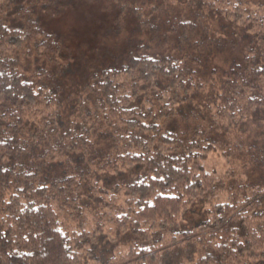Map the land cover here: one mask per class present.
Wrapping results in <instances>:
<instances>
[{"label": "trees", "instance_id": "obj_1", "mask_svg": "<svg viewBox=\"0 0 264 264\" xmlns=\"http://www.w3.org/2000/svg\"><path fill=\"white\" fill-rule=\"evenodd\" d=\"M15 1L0 0V264H264V142L224 140L264 124V2L162 0L227 22L240 59L209 68L233 48L224 35L204 38V60L179 52L197 29L178 10L164 53L124 51L75 92L62 37L10 27ZM212 151L221 175L205 170ZM197 202L204 218L184 230Z\"/></svg>", "mask_w": 264, "mask_h": 264}, {"label": "rangeland", "instance_id": "obj_2", "mask_svg": "<svg viewBox=\"0 0 264 264\" xmlns=\"http://www.w3.org/2000/svg\"><path fill=\"white\" fill-rule=\"evenodd\" d=\"M30 2L34 5H30ZM154 7L160 10L155 12ZM132 8L139 10L141 19L130 11ZM180 9L173 5L163 7L162 0H18L8 14L7 24L10 27H23L24 21L28 20L33 21L45 32L59 34L66 47L65 77L68 79L67 84L73 85L75 92H78V88L74 82L80 81L86 70H101L114 64L118 65L124 51L141 50L149 55L164 53L173 45L172 41L165 39L164 34L173 25L177 27L179 20L176 21L173 17H178L179 12L185 13V24H196L197 29L193 34L179 32L182 36L179 52L204 60V54L210 51L208 47L205 49L203 46L204 38L215 35L221 38L224 35L233 43V48L228 45L223 48V44L217 47L209 55V68H227L229 61L240 59V40L238 41L235 31L227 22L215 17L196 21ZM178 29L181 31L180 27ZM196 44L200 48L197 49ZM255 121V117L249 119L237 130L236 136L226 135L224 140L236 142L244 148L252 145L259 150L264 142V124L257 125ZM237 165L241 164L234 160L230 168H236ZM204 167L207 172L221 175L229 168V164L217 152L212 151L205 159ZM253 172L258 175L260 170ZM205 208L202 202L195 203L184 217L183 229L189 230L204 218ZM102 251L104 255L107 254L106 247H103ZM109 254L111 255L110 251L106 256Z\"/></svg>", "mask_w": 264, "mask_h": 264}]
</instances>
